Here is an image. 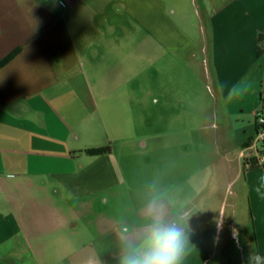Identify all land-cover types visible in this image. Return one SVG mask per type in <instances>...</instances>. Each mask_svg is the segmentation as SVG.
I'll return each mask as SVG.
<instances>
[{
	"label": "crops",
	"instance_id": "0c3cea01",
	"mask_svg": "<svg viewBox=\"0 0 264 264\" xmlns=\"http://www.w3.org/2000/svg\"><path fill=\"white\" fill-rule=\"evenodd\" d=\"M260 35L264 0H0V62L13 55L0 66V264H117L121 222L140 231L147 203L131 202L112 149L86 151L103 114L141 97L215 148L205 171L157 190L170 217L191 213L185 264L264 255V165L244 170L264 114Z\"/></svg>",
	"mask_w": 264,
	"mask_h": 264
},
{
	"label": "rangeland",
	"instance_id": "374dc122",
	"mask_svg": "<svg viewBox=\"0 0 264 264\" xmlns=\"http://www.w3.org/2000/svg\"><path fill=\"white\" fill-rule=\"evenodd\" d=\"M151 85V91L157 93V81ZM136 100L139 102L136 101L132 113L101 116V128L93 135L96 145L91 149L114 151L124 175V190L130 191L134 205L141 206L153 196L158 197V188L169 191L183 177L198 169L205 171L208 156L215 148L201 139L209 130L201 132L192 125L179 128L173 115L162 119L157 106L146 107L142 97ZM122 201L124 206L130 204L126 199ZM120 209L116 214L124 213ZM243 262L248 264L247 259Z\"/></svg>",
	"mask_w": 264,
	"mask_h": 264
},
{
	"label": "clouds",
	"instance_id": "9594fccd",
	"mask_svg": "<svg viewBox=\"0 0 264 264\" xmlns=\"http://www.w3.org/2000/svg\"><path fill=\"white\" fill-rule=\"evenodd\" d=\"M250 88L251 84L246 80L233 85L228 100L242 97ZM190 218V212L170 217L163 200L153 196L145 206L140 231L133 234L130 227L121 222L117 233V264H185L193 246ZM248 264H264V255L253 249Z\"/></svg>",
	"mask_w": 264,
	"mask_h": 264
},
{
	"label": "built area",
	"instance_id": "2783aa9c",
	"mask_svg": "<svg viewBox=\"0 0 264 264\" xmlns=\"http://www.w3.org/2000/svg\"><path fill=\"white\" fill-rule=\"evenodd\" d=\"M256 134L251 142L244 148V159L264 165V114L255 113Z\"/></svg>",
	"mask_w": 264,
	"mask_h": 264
},
{
	"label": "trees",
	"instance_id": "16d2710c",
	"mask_svg": "<svg viewBox=\"0 0 264 264\" xmlns=\"http://www.w3.org/2000/svg\"><path fill=\"white\" fill-rule=\"evenodd\" d=\"M263 38H264V35L259 36V40H261ZM258 53H260V50L258 51ZM12 57H13V55H11V56L7 57L6 59H4L3 61H1L0 66L7 63ZM109 151H110L109 148H100V149L87 150L86 153L89 155H92V156H100V155H103ZM263 155H264V152H263ZM256 166H259L256 162L244 159V170H246L248 168L253 169Z\"/></svg>",
	"mask_w": 264,
	"mask_h": 264
},
{
	"label": "water",
	"instance_id": "95a60500",
	"mask_svg": "<svg viewBox=\"0 0 264 264\" xmlns=\"http://www.w3.org/2000/svg\"><path fill=\"white\" fill-rule=\"evenodd\" d=\"M209 78V77H208ZM209 84H210V79H209Z\"/></svg>",
	"mask_w": 264,
	"mask_h": 264
}]
</instances>
